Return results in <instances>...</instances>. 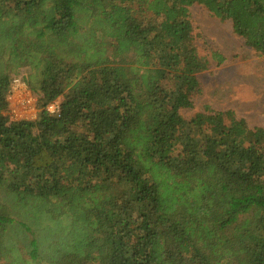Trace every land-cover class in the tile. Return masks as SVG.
Masks as SVG:
<instances>
[{
  "label": "trees",
  "instance_id": "1",
  "mask_svg": "<svg viewBox=\"0 0 264 264\" xmlns=\"http://www.w3.org/2000/svg\"><path fill=\"white\" fill-rule=\"evenodd\" d=\"M194 5L264 56V0H0V264H264V129L182 114ZM22 69L41 111L12 122Z\"/></svg>",
  "mask_w": 264,
  "mask_h": 264
},
{
  "label": "rangeland",
  "instance_id": "2",
  "mask_svg": "<svg viewBox=\"0 0 264 264\" xmlns=\"http://www.w3.org/2000/svg\"><path fill=\"white\" fill-rule=\"evenodd\" d=\"M189 15L195 45L200 55L209 61V65L208 69L198 76L201 92L193 97V107L184 110L183 116L190 119L209 108L214 112L231 113L237 119L245 120L250 127L264 129V56L258 55L235 34L231 20L223 21L200 5L190 7ZM216 53L223 58L222 61L214 56ZM15 74L26 78L28 71L22 69ZM61 101L62 98L55 104L60 105ZM40 111L39 109L37 118ZM28 223L37 234L36 237L47 229L50 242L54 246L57 242L55 236L64 230V226L58 223L50 224L52 226L50 230L44 228L49 223L45 225H41L42 222ZM25 244L20 245L22 249L20 254L24 261L21 264L48 262L47 256L52 254V250L47 251L40 246V259L32 261L23 247Z\"/></svg>",
  "mask_w": 264,
  "mask_h": 264
},
{
  "label": "built area",
  "instance_id": "3",
  "mask_svg": "<svg viewBox=\"0 0 264 264\" xmlns=\"http://www.w3.org/2000/svg\"><path fill=\"white\" fill-rule=\"evenodd\" d=\"M7 101L6 115L12 122L35 121L37 119L39 111L38 97L34 95L23 76H12ZM55 102L45 108L53 116L60 113V105L55 104Z\"/></svg>",
  "mask_w": 264,
  "mask_h": 264
}]
</instances>
